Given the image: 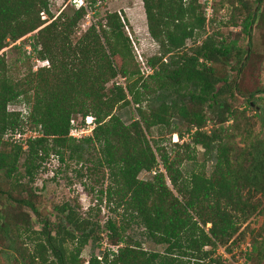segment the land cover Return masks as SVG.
<instances>
[{"label": "trees", "instance_id": "16d2710c", "mask_svg": "<svg viewBox=\"0 0 264 264\" xmlns=\"http://www.w3.org/2000/svg\"><path fill=\"white\" fill-rule=\"evenodd\" d=\"M141 1L159 49L142 70L119 11L76 38L96 0H85L80 9L69 3L57 14L52 0H0V173L12 180L22 169L27 180L23 186L14 179L18 194L0 187V255L8 264H85L81 255L88 245L86 264H226L219 250L228 253L255 214L263 221L249 235L246 264L264 260V86L242 85L253 56L252 32L264 31V0H228L239 33H212L201 41L210 22L206 2ZM27 36L28 59L48 66L30 67L14 80L4 50ZM235 95L247 97L248 107L258 105L259 136L252 138L245 112L230 104ZM19 103L26 116L8 111ZM88 116L95 122L91 136L70 138V121ZM25 126L42 137L28 140L25 150L5 141L10 149H4V135ZM229 132L244 145H232ZM174 135L177 142H171ZM50 157L78 177L85 170L89 182L100 185L86 214L64 202L53 207L55 222L42 218L41 198L31 185ZM142 173L149 178L140 179ZM103 203L116 216L101 226L93 213ZM133 228L160 250H144L130 235ZM103 234L116 249L98 256Z\"/></svg>", "mask_w": 264, "mask_h": 264}, {"label": "rangeland", "instance_id": "374dc122", "mask_svg": "<svg viewBox=\"0 0 264 264\" xmlns=\"http://www.w3.org/2000/svg\"><path fill=\"white\" fill-rule=\"evenodd\" d=\"M97 4L93 12L88 11L85 19L80 22L78 30H76V38L92 23L98 22L103 19L105 14L113 13L114 11H119L127 21V29H125L128 35L131 45L133 48V54L135 57V62L139 65L140 69L146 67L145 63L148 58H151L158 54L159 49L157 44L151 39L147 31V25L143 10V4L141 0H96ZM201 5L206 2V7L210 6V12L206 13V30L205 34L201 36V41L205 36L210 34L222 35L225 37H232L231 35L239 33V27H234L233 24L237 21L236 14L234 10L229 6L228 0H198ZM252 2L255 0H251ZM66 0H52L51 8L52 10H57V12L65 6ZM89 2V0H88ZM260 9L264 10V1L260 4ZM56 12V13H57ZM95 13V14H94ZM94 14V15H93ZM56 15V14H55ZM240 45L242 47L247 46V40L240 39ZM31 43L30 36L25 37L22 41L16 44V47L4 50L6 56V61L10 67V75L14 80H21L27 73L30 67L32 71L36 67V62H32L28 59L26 54L27 48ZM252 43H253V56L249 68L244 73L242 79V85L247 89H254L257 86H264V31L255 28L252 32ZM191 42H188V46ZM144 66V67H143ZM140 70V71H141ZM145 72V71H144ZM146 75V73H144ZM144 75V76H145ZM232 76L235 73H231ZM119 83H123V80L119 79ZM239 83V79L236 81ZM110 84L107 86L109 87ZM264 96V95H259ZM247 98V97H244ZM244 98L235 95L234 99H230V104L233 109L244 111L246 117L249 119V123L252 124L251 136L257 137L261 134V124L254 117V114L259 111L258 105H253L248 107L244 102ZM18 107H9V110H23V103H19ZM27 113V111H25ZM25 116V115H24ZM209 118H211L209 116ZM232 123L228 122L226 126L230 128ZM212 123L208 122L205 131L211 129ZM27 126L24 127V129ZM156 130H152V135L157 138ZM230 133V132H229ZM233 134V132H231ZM230 133V134H231ZM235 134V133H234ZM233 134V139L231 138V144L242 147L244 145L243 138L238 135ZM177 138V137H176ZM171 142L175 141V136L170 137ZM174 140V141H173ZM6 139L3 138V148L6 150L10 149V146L6 145ZM10 143V142H9ZM181 142H179L180 144ZM201 153L202 151L199 150ZM199 164L202 163L201 156L198 159ZM206 173L210 174V163H206ZM75 168V167H74ZM193 169V165L190 164L186 170ZM60 170V172H58ZM22 169L19 173L14 176L12 180L4 179V175L0 173V187L3 190H10L12 193L16 194L18 190L12 185L14 179L18 180L21 185L26 186L27 180L22 177ZM82 177H78L75 173L73 167L71 169L65 170V168L58 164L56 158L50 157L46 161L37 175L34 185H31V189L34 190L36 195L40 197V202L38 205L41 212L42 218H49L52 222H55V213L53 207L61 205L64 202H70L72 205H79L78 210L82 214H86L89 207H92L96 203L97 195L96 192L99 190L100 185H92L86 177V171L84 170ZM140 179H148L149 176L146 173H142L139 176ZM103 183V182H102ZM18 194V193H17ZM25 196V194H23ZM24 212L30 215L35 224L36 229L40 227L37 226L35 216L26 208L23 209ZM97 211V210H96ZM96 211L93 213L97 216V220L100 222L101 226L107 221L108 218H114L116 215L111 213L108 208L103 203L100 207V212L97 214ZM118 217L115 218L117 220ZM263 221V216L260 214H255L252 216L246 224H243L240 228V236L237 239V243L228 245L226 253L223 249L219 250V255H221L226 264H246V254L250 250V233L251 231H257L261 226ZM132 238L137 239L144 250L148 251H159L160 249L149 243L145 237H143L141 230L133 228L129 232ZM106 248L116 249L110 247L108 244L105 234L101 235V244L99 250H95V254L98 255L99 251H103ZM1 250V247H0ZM91 252V246L88 245L82 252L81 260L86 264L89 260ZM99 256V255H98ZM14 264L13 261H11ZM0 264H8L6 259L0 255ZM257 264H264V260L257 262Z\"/></svg>", "mask_w": 264, "mask_h": 264}, {"label": "built area", "instance_id": "2783aa9c", "mask_svg": "<svg viewBox=\"0 0 264 264\" xmlns=\"http://www.w3.org/2000/svg\"><path fill=\"white\" fill-rule=\"evenodd\" d=\"M69 3L72 4L75 9H80L82 7H86L85 0H66L65 5H67ZM208 12H210V9ZM36 64L37 65L34 68V71H36L37 68H42V67L48 66L47 61H44V62L36 61ZM9 107H18V106L13 105V106H9ZM9 107H8V111L11 113H19L22 116L27 115V113H25V111H27V110L24 106L22 107L23 110L25 109V111H23V112H20L19 110H9ZM94 127H95L94 118H92L91 116L85 117L84 119H77V120L72 119L70 121V130H69L68 136L70 138L76 139V140L87 138V137L91 136ZM39 137H42V134L39 131L31 130L28 127L23 129L20 132L16 131L14 134L7 132L4 135V138L6 139V141H9L12 144L20 145L23 150H25L27 148V141L28 140H34V139L39 138ZM176 140H177V138L175 136V141Z\"/></svg>", "mask_w": 264, "mask_h": 264}, {"label": "water", "instance_id": "95a60500", "mask_svg": "<svg viewBox=\"0 0 264 264\" xmlns=\"http://www.w3.org/2000/svg\"><path fill=\"white\" fill-rule=\"evenodd\" d=\"M168 185L170 186V183H169V181H168Z\"/></svg>", "mask_w": 264, "mask_h": 264}]
</instances>
